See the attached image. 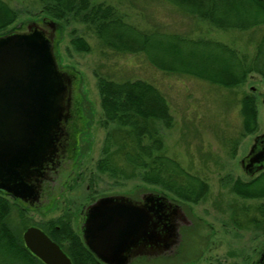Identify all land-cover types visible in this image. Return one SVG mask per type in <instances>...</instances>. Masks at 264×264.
<instances>
[{
	"label": "rangeland",
	"instance_id": "obj_1",
	"mask_svg": "<svg viewBox=\"0 0 264 264\" xmlns=\"http://www.w3.org/2000/svg\"><path fill=\"white\" fill-rule=\"evenodd\" d=\"M4 1L20 11L18 20L5 32L23 31L30 22H41L45 18L40 0ZM92 2L115 6L129 23L141 30L218 41L250 56L255 54L257 42L264 35V26L249 31L219 30L184 14L166 0ZM61 24L56 41L58 61L77 77L73 84L72 113L90 123L80 136L82 156L74 184L51 204L28 211L30 227L71 215L77 230L79 214L92 196L137 197L143 192H156L182 203L192 224L182 228V241L175 255L132 264H254L264 248V217L259 212L264 199L238 197L227 180L230 177L247 182L259 176L250 177L242 162L255 138L264 133V78L251 74L244 84L225 88L191 76L165 73L154 68L145 54L117 53L104 48L87 25L73 22L68 26L64 21ZM73 29L91 45L90 53H81L72 47ZM96 73L116 81L146 80L162 91L175 118L172 128L158 124L165 142L164 152L184 169L208 182L210 191L203 201L197 205L186 203L159 187L143 183L138 177L125 179L98 171L106 136L114 126H104ZM247 95L256 98L258 118L257 131L244 135L241 103ZM12 220L14 225L20 224L16 214Z\"/></svg>",
	"mask_w": 264,
	"mask_h": 264
},
{
	"label": "trees",
	"instance_id": "obj_2",
	"mask_svg": "<svg viewBox=\"0 0 264 264\" xmlns=\"http://www.w3.org/2000/svg\"><path fill=\"white\" fill-rule=\"evenodd\" d=\"M40 1L45 17L56 21L61 28L62 21L68 26L73 22L87 25L104 48L117 53L145 54L149 63L162 72L191 76L225 88L244 84L251 74L264 78V35L257 42L255 54L250 56L218 41L141 30L129 23L115 6L106 3ZM166 1L184 14L222 31H249L264 26V1ZM19 16L20 11L0 0V36L9 33L5 31ZM71 45L81 53L92 50L76 29L71 31ZM96 78L104 126H114L106 136L98 171L125 179L138 177L143 183L159 187L186 203L197 205L203 201L210 191L208 182L184 169L164 152L165 142L158 124L172 128L175 118L162 91L142 79L116 81L97 73ZM241 113L244 135L255 133L258 110L254 96L243 98ZM228 182L240 198L264 199V173L247 182L228 177ZM259 209L264 217V205ZM28 211L24 205L0 192V264H44L28 250L23 239L24 232L30 227ZM14 214L20 219L18 225L13 223ZM72 220L71 215H64L37 227L62 247L73 264H103L87 249Z\"/></svg>",
	"mask_w": 264,
	"mask_h": 264
},
{
	"label": "water",
	"instance_id": "obj_3",
	"mask_svg": "<svg viewBox=\"0 0 264 264\" xmlns=\"http://www.w3.org/2000/svg\"><path fill=\"white\" fill-rule=\"evenodd\" d=\"M60 28L45 17L23 31L0 36V192L29 210H40L36 205L44 186L64 163L70 142L77 77L58 61ZM258 146L242 162L249 176L264 158V150L257 155ZM81 217L84 244L103 264L175 255L182 228L192 224L183 204L156 192H143L140 201L124 195L101 197L85 206ZM23 239L44 264H73L42 229L29 227ZM257 264H264V251Z\"/></svg>",
	"mask_w": 264,
	"mask_h": 264
},
{
	"label": "flooded vegetation",
	"instance_id": "obj_4",
	"mask_svg": "<svg viewBox=\"0 0 264 264\" xmlns=\"http://www.w3.org/2000/svg\"><path fill=\"white\" fill-rule=\"evenodd\" d=\"M263 103H264V93H263ZM89 123H90L89 120H83L81 118H76L74 116H72V118L70 119L69 125H68L70 142H69L68 150L66 153V159H65L64 163L61 165V167L59 168L58 172L53 175V179L51 181H48L45 184L44 189H43V193H42V199H41L40 203H38L36 205L37 208L40 206H45L47 204L48 205L51 204L57 198H59L63 194H65L67 192V190L74 184V181L76 180L77 174H78V161H79L80 157L82 156V150H81V146H80V136L83 134V131L85 130L84 129L85 126H87ZM262 137H264V133L261 135H258L255 138L254 144H253L248 156L251 154L254 147L258 146V144H259V146H258L259 149H258L257 155L261 151L264 150V140H261L259 143L257 142V139L262 138ZM252 169L255 171V174L253 176H250L252 178H255L256 175L260 176L262 173H264V158H262V162L260 164H256ZM141 194L142 193H140L137 197L124 195V194H111V195H103V196H99V197L92 196L90 198L89 203H87L86 205L83 206V208L79 214L80 223L78 225L77 231L80 232V224L82 221L81 214H82L84 207L92 204L96 199H99L101 197H106V196L124 195V196H128V197L134 199L135 201H140L141 200ZM81 238H82V236H81ZM263 251H264V248L259 252L258 259L254 262V264H257L260 262L261 255H262ZM146 260H151V259H148L147 257H143V258H138L135 261H146Z\"/></svg>",
	"mask_w": 264,
	"mask_h": 264
}]
</instances>
